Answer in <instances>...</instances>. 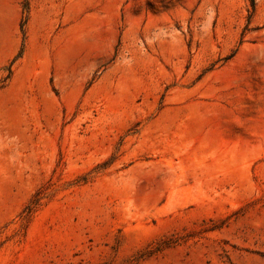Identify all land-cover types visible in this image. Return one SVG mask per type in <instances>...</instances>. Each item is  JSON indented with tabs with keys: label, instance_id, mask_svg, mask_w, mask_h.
Here are the masks:
<instances>
[{
	"label": "rangeland",
	"instance_id": "374dc122",
	"mask_svg": "<svg viewBox=\"0 0 264 264\" xmlns=\"http://www.w3.org/2000/svg\"><path fill=\"white\" fill-rule=\"evenodd\" d=\"M0 264H264V0H0Z\"/></svg>",
	"mask_w": 264,
	"mask_h": 264
}]
</instances>
